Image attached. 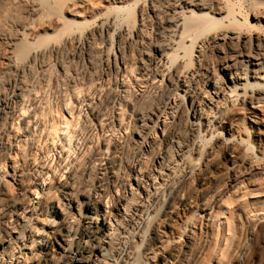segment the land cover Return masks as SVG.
<instances>
[{
  "label": "bare ground",
  "instance_id": "bare-ground-1",
  "mask_svg": "<svg viewBox=\"0 0 264 264\" xmlns=\"http://www.w3.org/2000/svg\"><path fill=\"white\" fill-rule=\"evenodd\" d=\"M61 1L73 5L46 2L62 9ZM212 1L138 2L133 28L117 26L115 11L94 14L84 38L96 72L76 84L45 74L35 80L33 70L81 34H35L45 1L0 0V264H189L194 228L211 238L214 227L225 241L211 254L238 252L240 264L248 245L234 246L232 218L225 216L226 228L220 220L230 199L248 191L251 208L238 207L237 217L246 218L248 238L260 230L252 253L264 248V122L248 112L238 117L239 109H264V31L237 19L227 0ZM21 6L33 17L18 19ZM150 18L173 38L155 47L156 57ZM148 88L168 92L167 113L139 112L138 101L153 97ZM202 137L213 144L203 147ZM138 142L128 164V145ZM219 151L230 162L229 189L186 216L192 177L204 180ZM179 166L186 173L173 180ZM245 182L250 188L241 192ZM179 215L180 235L159 230Z\"/></svg>",
  "mask_w": 264,
  "mask_h": 264
},
{
  "label": "rangeland",
  "instance_id": "rangeland-1",
  "mask_svg": "<svg viewBox=\"0 0 264 264\" xmlns=\"http://www.w3.org/2000/svg\"><path fill=\"white\" fill-rule=\"evenodd\" d=\"M37 1H48L49 0H37ZM117 3L112 4L111 0H73V5L70 1L64 3V1H61L60 3L63 4L62 9H54L50 7L48 2H46V6L43 10V17L42 19L37 23V26L35 27V34L43 33L44 30L47 31V33L52 34V38L58 39L61 37L63 31L71 32L73 33H80L81 38L79 41L73 39L65 43L63 52L59 56H48L47 59H45V65L39 68L36 66L33 70L35 80H38L43 74L49 75V76H55L59 78L62 82H67V79H73V83H78L83 80L84 77H87L89 74L94 75L95 70H91L88 67L87 61H86V41L84 38V32L90 22L93 20L94 14H108L111 11H115L118 14V20H117V26H120L123 24H128L131 28H133L137 24L138 20V2H141L143 5H146L147 0H116ZM212 1V0H211ZM228 4L231 6V9L233 13L235 14V17L237 19H241L239 17L243 18V21L247 22L246 24L248 27L251 25H254L253 27L256 28H262L264 31V20H261L260 25H257L259 23H256L255 20L252 17L253 13L258 14H264V0H227ZM212 5L214 7L218 6V4L213 0ZM117 5V6H115ZM24 8V9H23ZM20 10V11H18ZM13 12V11H12ZM15 12V16L18 17V19H25L29 20L33 17L32 11L28 9L27 6H21L18 8ZM146 31L149 32L151 35L152 42L150 44L151 47V53L157 56V52L155 47H166L168 43L173 39L172 36L167 32H162L158 28L157 21L154 18H150L147 25H146ZM113 45L110 46L111 50H115V40L116 36L113 35ZM51 38V37H50ZM49 37H43L41 40L46 41ZM192 53L194 52V47L189 48ZM177 52V51H175ZM218 54L213 52L211 56L209 57L208 61L209 65H216L218 61ZM132 57L135 59L138 57V53L136 51L133 52ZM175 59H172V62H174ZM13 74V73H12ZM4 76V75H3ZM110 77H106L105 80L109 81ZM148 92L153 95V97H146V100H139L138 101V108L140 113H147L151 118L154 116L152 113H158V112H168L167 107V97L168 92L166 93H159L157 90L153 88H148ZM151 98V99H150ZM53 97L49 96L48 101L53 102ZM148 101V102H147ZM262 110V111H261ZM241 114L238 116L239 118L242 117V115H245L246 112L252 113L254 116H256L258 119H262L261 121L264 122V109H253L251 107H247L246 109H239L238 110ZM255 112V113H254ZM170 115L166 114V117H169ZM236 116V117H237ZM185 117V115H184ZM169 118H167L168 120ZM134 123V120H133ZM243 124L246 125V121L243 120ZM221 131V129H220ZM133 138L136 137L135 134L132 135ZM183 136V133L182 135ZM201 142L203 144V147L207 148L213 144V139L208 138H201ZM130 144V143H129ZM257 144V143H256ZM255 144V145H256ZM128 152L125 154V158L127 163L129 164L131 162V154L133 147H139L140 143L137 144H130L128 145ZM243 150V147L240 149ZM256 154V152L254 153ZM217 158L219 159V162L214 164V166L211 168L210 172L208 174L203 173L204 180H201V178H197L196 175H194L193 178V185L195 187V191L190 195L188 198V204L185 209L184 214L186 216H192L193 212L196 210V207H198L204 200H208V202L212 205L216 203L215 201L218 200L219 197H222L223 193L229 189V187L226 185L223 186V182L226 180L227 176L232 173L230 162L225 161L223 159L222 152L219 151L217 153ZM153 164V162L151 163ZM186 173V168L184 166H179L175 170V174L173 176V180H180ZM262 176V175H261ZM264 180V179H263ZM227 186V188H226ZM250 188V183L244 184L243 187H241L242 191H247ZM184 195V192H180L179 197ZM234 195V194H233ZM232 195V196H233ZM226 196V195H225ZM259 197H264V195H259ZM224 198V197H223ZM253 196L249 194L239 197L235 196L234 198L230 199L229 205L225 208V214L221 217V226L223 228H226L227 224L225 221V216L228 215L230 217L232 222V228H233V240L232 244L234 246H237L242 248V246H247V251L244 253L241 257L240 264H264V248L258 249L257 253L253 252V247L257 243L258 234L260 232L259 229H257L254 232V235L250 238H248V222L246 221V218L242 217L241 220L238 219L237 213L240 206L246 205V208L243 210L246 211V213L251 208L250 201L252 200ZM249 205V206H247ZM245 207V206H244ZM230 209V210H229ZM232 211V216L229 214ZM229 212V213H228ZM183 216L179 215V217H176L174 221L171 223V226H167L165 223L160 222L159 230L163 231L167 236H177L180 235L183 232ZM234 219V220H233ZM193 221V220H192ZM189 222V223H192ZM234 223V224H233ZM212 227V226H211ZM214 227V226H213ZM222 228V229H223ZM235 228V229H234ZM196 232L194 231L195 238H194V247L192 249L193 253L192 256H190V263L189 264H234V259L238 252H235L233 257L231 258H223L221 257V251H219L218 255L211 254V248L216 243L217 248H223L224 239H223V233L221 234V229H215L211 230L214 232L213 237L206 238L204 236L205 233L199 234V230L197 228H194ZM205 229V228H203ZM171 230V235L167 231ZM224 230V229H223ZM222 230V231H223ZM167 232V233H166ZM208 232V231H207ZM210 233V230H209ZM199 234V235H198ZM212 236V235H211ZM196 242V243H195ZM223 242V243H222ZM196 245V246H195ZM264 245V242L263 244ZM220 246V247H219ZM209 249V250H208ZM221 250V249H220ZM206 251V252H205ZM203 252V253H201ZM261 252V253H259ZM198 253H201L198 254ZM198 255H200L198 257ZM215 255V256H214ZM220 258V259H219Z\"/></svg>",
  "mask_w": 264,
  "mask_h": 264
}]
</instances>
